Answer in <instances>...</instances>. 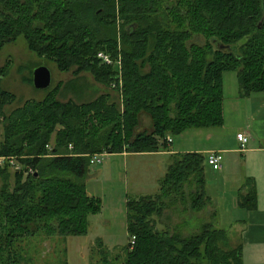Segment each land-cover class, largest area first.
<instances>
[{
	"label": "trees",
	"instance_id": "obj_1",
	"mask_svg": "<svg viewBox=\"0 0 264 264\" xmlns=\"http://www.w3.org/2000/svg\"><path fill=\"white\" fill-rule=\"evenodd\" d=\"M20 35L60 71L117 89L120 102L62 101L60 83L7 114L16 95L1 87L0 68V156L22 165H0V264H25L24 236L87 234L101 209L83 181L90 154L154 152L187 129L223 126L227 71L240 97L264 93V0H0V50ZM206 163L200 152L174 153L158 193L128 202L124 264H245L243 246L210 221L158 226L169 209L208 207ZM246 187L239 205L255 209Z\"/></svg>",
	"mask_w": 264,
	"mask_h": 264
},
{
	"label": "rangeland",
	"instance_id": "obj_2",
	"mask_svg": "<svg viewBox=\"0 0 264 264\" xmlns=\"http://www.w3.org/2000/svg\"><path fill=\"white\" fill-rule=\"evenodd\" d=\"M7 65L6 74L2 76L1 87L16 95L13 103L4 107L5 113L21 107L26 101L42 100L46 93L58 85L63 84L59 100L72 99L77 103L90 102L102 94H109L112 101L119 103L120 95L117 89L96 81L89 72H84L77 78L71 71L62 72L56 64L39 57L27 48L26 40L20 35L13 43L6 44L0 50V68ZM47 66L52 73V82L48 88L36 89L33 85V71L41 66ZM225 88V123L214 130L218 133H230L229 143L233 148L241 150V144L233 130L237 129L242 121H236L230 114V105H236L240 87L238 74L235 71L224 73ZM235 115V114H233ZM142 127L147 128L148 121L143 119ZM208 130L189 129L187 132L173 136V149L177 153L185 150H196L213 144L206 140ZM236 136V139H235ZM195 152V151H192ZM241 155V154H240ZM238 155L239 158L241 156ZM168 155H136V154H109L103 157L101 163L91 164L89 172L83 180L89 195L101 201L99 213L88 217V232L84 235L47 236L45 233L33 237H22L19 249H23L25 264H124L126 246L128 243L127 205L134 199L158 193L159 181L164 177L168 168ZM241 165L229 164L227 179L232 183L242 184ZM218 171L206 163V188L219 190L217 182ZM217 174V175H216ZM246 186L245 182L244 185ZM208 190V192L210 191ZM210 194V192H209ZM226 196H228L226 194ZM223 206H230V199H225ZM210 204V203H209ZM181 206L168 210L161 219L160 228L173 226L183 221L191 226L209 221L210 208L197 212L181 211ZM217 223H215L216 225ZM217 226V225H216ZM197 229V227H195ZM193 232V231H191ZM234 241V238H233ZM232 241V242H233ZM107 259V261H104Z\"/></svg>",
	"mask_w": 264,
	"mask_h": 264
},
{
	"label": "crops",
	"instance_id": "obj_3",
	"mask_svg": "<svg viewBox=\"0 0 264 264\" xmlns=\"http://www.w3.org/2000/svg\"><path fill=\"white\" fill-rule=\"evenodd\" d=\"M82 74V73H81ZM74 75V74H73ZM75 76V75H74ZM75 78H77L75 76ZM236 105H230V114L236 121H242V124L235 130L234 134L244 133L249 137V141L245 149L239 150L233 148L230 143V133H218L214 128H191L206 129L208 133L206 140L212 141L213 144L196 148V150H185L187 152H200L207 155L210 152H221L224 155L223 167L218 171L217 182L219 190L217 193L207 189L206 191L211 198V202L206 208H210L211 212L208 214L209 221L217 228L226 230L231 240L235 245L243 246V259L245 264H264V93H253L249 97H240L239 90ZM225 95V88H224ZM225 101V99H224ZM235 114V115H233ZM224 117H225V102H224ZM226 120V117H225ZM224 120V123H225ZM224 126V125H223ZM189 129L182 133L187 132ZM181 133V134H182ZM235 136V139H236ZM238 142L241 144L237 137ZM172 143L168 149L157 150L154 152H121V154H136V155H168L169 162L172 154L177 153L173 149ZM186 153V152H185ZM117 154V153H106ZM241 154V155H240ZM241 156V158L238 157ZM229 164L241 165V177H243L242 184L232 186V183L227 179V167ZM252 181L257 193V206L255 209L247 210L239 205V198L241 193L246 192L244 182ZM251 186V185H250ZM249 186V187H250ZM210 190V194L208 192ZM226 194L228 196H226ZM230 199V206L222 205L225 199ZM215 223H217L215 225Z\"/></svg>",
	"mask_w": 264,
	"mask_h": 264
},
{
	"label": "built area",
	"instance_id": "obj_4",
	"mask_svg": "<svg viewBox=\"0 0 264 264\" xmlns=\"http://www.w3.org/2000/svg\"><path fill=\"white\" fill-rule=\"evenodd\" d=\"M98 58L105 64L111 65L114 63L113 58L106 52L102 51L98 54ZM239 141L241 142V149H245L247 146V143L249 141V137L244 133H238L237 135ZM170 141H172V137L169 138ZM51 148V147H49ZM72 148V145L70 144V149ZM106 155V153H93L90 154V163L96 164L101 163L103 161V157ZM10 161L14 167L17 169H21L22 165L14 158V157H5L0 156V165H4L6 161ZM223 161H224V155L221 152H210L206 157V162L211 168L215 171H219L223 167ZM32 172L33 170L31 167L27 170V172ZM135 237H132L131 241L132 244L134 243Z\"/></svg>",
	"mask_w": 264,
	"mask_h": 264
},
{
	"label": "water",
	"instance_id": "obj_5",
	"mask_svg": "<svg viewBox=\"0 0 264 264\" xmlns=\"http://www.w3.org/2000/svg\"><path fill=\"white\" fill-rule=\"evenodd\" d=\"M52 82V73L47 66L41 65L33 71V85L36 89L48 88Z\"/></svg>",
	"mask_w": 264,
	"mask_h": 264
}]
</instances>
